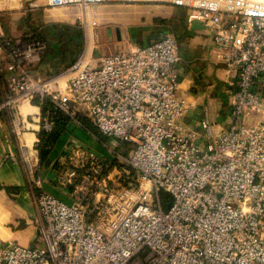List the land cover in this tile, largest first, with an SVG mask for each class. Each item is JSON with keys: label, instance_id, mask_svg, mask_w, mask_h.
<instances>
[{"label": "built area", "instance_id": "built-area-1", "mask_svg": "<svg viewBox=\"0 0 264 264\" xmlns=\"http://www.w3.org/2000/svg\"><path fill=\"white\" fill-rule=\"evenodd\" d=\"M196 17L237 76L227 129L208 109L200 130L185 125L193 105L179 93L172 34L103 54L86 36L68 67L40 75L45 42L0 23L10 94L0 112L15 134L27 129L24 101L42 111L36 148L53 149L56 112L88 117L98 145L68 135L52 162L64 197L38 192L40 235L0 244V264H264V14L200 6Z\"/></svg>", "mask_w": 264, "mask_h": 264}, {"label": "crops", "instance_id": "crops-1", "mask_svg": "<svg viewBox=\"0 0 264 264\" xmlns=\"http://www.w3.org/2000/svg\"><path fill=\"white\" fill-rule=\"evenodd\" d=\"M129 1L106 0L90 8L92 23L96 22L95 51L101 54L117 51L125 46L126 40L149 45L172 34L180 55L179 93L193 105L184 118L185 125L200 130L204 109H208L217 127L227 129L238 80L217 56L209 28L197 19L200 5ZM76 9L75 5H58L54 0H0V23L7 35L24 37L31 33L44 41L45 52L35 71L54 75L68 67L85 45L86 33L76 24L80 16ZM195 21L201 24L200 28L194 27ZM118 35L126 39L119 40ZM8 75L0 64V102L10 95ZM41 112L35 105L19 102L18 116L27 124L21 136L14 132L12 113L0 112V244L17 241L29 245L38 238L41 229L36 197L41 189L64 197L52 183L55 173L52 162L62 151L68 135L95 147L89 142L92 139L86 130L96 133V128L88 117L81 115L80 124L70 120L65 123L55 136L53 149L41 159L36 148ZM26 153L30 157L29 165L24 160Z\"/></svg>", "mask_w": 264, "mask_h": 264}, {"label": "rangeland", "instance_id": "rangeland-1", "mask_svg": "<svg viewBox=\"0 0 264 264\" xmlns=\"http://www.w3.org/2000/svg\"><path fill=\"white\" fill-rule=\"evenodd\" d=\"M58 5H75L77 6V13H79V19L76 23L79 27H82L88 37L90 34L91 42L94 39V26L92 18L90 16V8L96 6L98 3L103 4L106 0H54ZM129 1V0H128ZM149 2V3H160L165 1L170 2H181L185 4L196 3L200 6L217 9L223 12L231 11H242L251 14H264V2L262 0H135V2ZM258 1V2H257ZM52 2V1H51ZM130 2V1H129ZM133 2V3H135ZM82 16V18H81ZM94 25V26H93ZM92 139V138H91ZM97 148L98 145L95 140H89Z\"/></svg>", "mask_w": 264, "mask_h": 264}, {"label": "trees", "instance_id": "trees-1", "mask_svg": "<svg viewBox=\"0 0 264 264\" xmlns=\"http://www.w3.org/2000/svg\"><path fill=\"white\" fill-rule=\"evenodd\" d=\"M45 107L46 108H48V107L50 108V106L48 104H46ZM54 118L56 120L57 125H56L53 133L51 134L50 139H49V141H53V142H54L55 136H57V133L62 130V128L64 127L65 123L69 120L68 117L65 116L61 112H56L54 114ZM39 151H40L41 159H44L47 156L48 152H49V150L45 149L44 147H40Z\"/></svg>", "mask_w": 264, "mask_h": 264}, {"label": "water", "instance_id": "water-1", "mask_svg": "<svg viewBox=\"0 0 264 264\" xmlns=\"http://www.w3.org/2000/svg\"><path fill=\"white\" fill-rule=\"evenodd\" d=\"M193 25H194L195 28H200V27H201V24H200L198 21H195V22L193 23ZM117 39H119V40H125L126 37H125V36H120V35H118V36H117Z\"/></svg>", "mask_w": 264, "mask_h": 264}, {"label": "bare ground", "instance_id": "bare-ground-1", "mask_svg": "<svg viewBox=\"0 0 264 264\" xmlns=\"http://www.w3.org/2000/svg\"><path fill=\"white\" fill-rule=\"evenodd\" d=\"M254 1V0H253ZM264 2V0H262ZM258 2V1H257ZM89 39H90V34H89Z\"/></svg>", "mask_w": 264, "mask_h": 264}]
</instances>
